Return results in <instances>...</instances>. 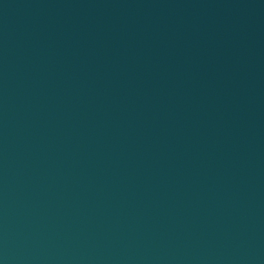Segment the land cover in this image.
<instances>
[{
	"label": "water",
	"instance_id": "95a60500",
	"mask_svg": "<svg viewBox=\"0 0 264 264\" xmlns=\"http://www.w3.org/2000/svg\"><path fill=\"white\" fill-rule=\"evenodd\" d=\"M0 264H264V0H0Z\"/></svg>",
	"mask_w": 264,
	"mask_h": 264
}]
</instances>
